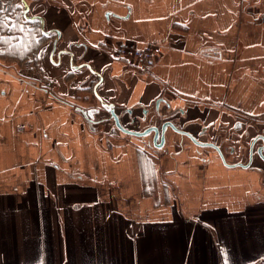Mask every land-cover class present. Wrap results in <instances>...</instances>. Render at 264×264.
<instances>
[{"label": "crops", "instance_id": "1", "mask_svg": "<svg viewBox=\"0 0 264 264\" xmlns=\"http://www.w3.org/2000/svg\"><path fill=\"white\" fill-rule=\"evenodd\" d=\"M11 7V42L42 41L23 61L0 48V264L264 257V0ZM121 40L161 53L144 69Z\"/></svg>", "mask_w": 264, "mask_h": 264}, {"label": "trees", "instance_id": "2", "mask_svg": "<svg viewBox=\"0 0 264 264\" xmlns=\"http://www.w3.org/2000/svg\"><path fill=\"white\" fill-rule=\"evenodd\" d=\"M5 3H6L5 4L6 6L3 8V12L2 11L0 12V31L1 33L3 32V28L7 27V24L9 21V18H8L9 16L7 15V13H5V11L11 10V14H13L14 12V8L11 7V0H7ZM19 22H20V16L18 15L16 16L14 25L11 26L12 28H14V31L21 30ZM35 28L32 29V28L24 27L22 29V38L20 41L10 42L6 40L10 36H8V38L6 36L1 37L0 38V48L2 49L1 54H6L4 58L10 57L17 61H23L27 57H29V55H31L32 53H35L38 50L39 45L42 41L41 36L35 37V34H34Z\"/></svg>", "mask_w": 264, "mask_h": 264}, {"label": "built area", "instance_id": "3", "mask_svg": "<svg viewBox=\"0 0 264 264\" xmlns=\"http://www.w3.org/2000/svg\"><path fill=\"white\" fill-rule=\"evenodd\" d=\"M113 51L117 56L128 59L141 68L149 69L155 64L161 48L153 44L138 46L133 42L121 40L114 45ZM250 264H264V257Z\"/></svg>", "mask_w": 264, "mask_h": 264}, {"label": "water", "instance_id": "4", "mask_svg": "<svg viewBox=\"0 0 264 264\" xmlns=\"http://www.w3.org/2000/svg\"><path fill=\"white\" fill-rule=\"evenodd\" d=\"M109 112H110V115H111V117L113 118V120H114V123H115V126L117 127V128H119L120 130H122V131H124V132H126V133H128V134H133V135H137V136H142V135H144L145 133L144 132H136V131H132V130H128V129H126V128H124L123 126H122V124H121V122H120V120H119V117H118V115L117 114H115L114 113V111L113 110H109ZM168 125H170L171 127H174L173 125H172V123L171 122H169L168 123ZM175 128V127H174ZM177 131H180L181 132V130H179V129H177V128H175ZM155 132L157 131L155 128L153 129ZM161 131H162V128H161ZM182 133H184V132H182ZM163 134H164V131H163ZM186 134V133H185ZM188 134V133H187ZM163 136L164 135H162V133H161V138L163 139ZM193 141H195V143H197L198 145H202V146H213V147H215V144H213V143H199V142H197L193 137H191V136H189ZM262 139H263V137H261ZM241 165V164H240Z\"/></svg>", "mask_w": 264, "mask_h": 264}, {"label": "rangeland", "instance_id": "5", "mask_svg": "<svg viewBox=\"0 0 264 264\" xmlns=\"http://www.w3.org/2000/svg\"><path fill=\"white\" fill-rule=\"evenodd\" d=\"M3 12V8L0 7V12ZM5 13H7V15L9 16V21H8V24H7V27L6 28H3V32L2 34L3 35H9L10 37L6 40L8 41H12V36L14 35V32H17L16 30L14 31V28H12L11 26L14 25V21L15 19L13 18V14H11V10H8V11H5ZM8 43V42H7Z\"/></svg>", "mask_w": 264, "mask_h": 264}]
</instances>
